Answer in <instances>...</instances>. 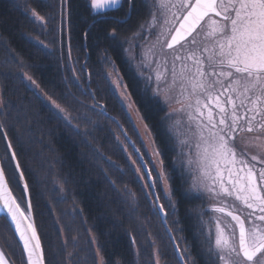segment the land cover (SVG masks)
<instances>
[{
  "label": "trees",
  "instance_id": "obj_1",
  "mask_svg": "<svg viewBox=\"0 0 264 264\" xmlns=\"http://www.w3.org/2000/svg\"><path fill=\"white\" fill-rule=\"evenodd\" d=\"M133 2L130 8L122 0L107 16L99 17L90 12L88 0H0V122L6 125L26 175L47 264H96L93 249L97 252V247L102 249L105 264H155L154 247L162 264H179L153 207L152 192L145 187L146 179L139 182L127 155L136 167L140 164L109 115L121 123L148 164L160 203L169 212L167 225L176 244L188 248L196 264H208L195 227L197 197L187 194L184 174L174 167L173 145L162 119L165 107L147 94L123 58L121 38L134 32L146 15L144 1ZM33 9L45 23L30 16ZM21 60L40 91L68 108L71 124L54 115L26 83L19 69ZM111 62L161 153L176 203L174 214L167 208L156 173L108 81ZM99 103L105 105L106 113ZM6 153L1 137L0 158ZM4 166L13 193L23 200L14 167L7 162ZM10 231L0 219V237L5 236L6 241L14 238ZM12 246L5 250L21 264L22 251L18 244Z\"/></svg>",
  "mask_w": 264,
  "mask_h": 264
},
{
  "label": "snow or ice",
  "instance_id": "obj_2",
  "mask_svg": "<svg viewBox=\"0 0 264 264\" xmlns=\"http://www.w3.org/2000/svg\"><path fill=\"white\" fill-rule=\"evenodd\" d=\"M127 3L134 7L133 0ZM88 5L94 16L105 17L121 0H88ZM148 9V19L131 37L150 40L155 33L154 40L141 45L139 75L145 89L151 88L152 96L170 108L162 119L170 122L168 132L176 160L192 178L189 191L211 193L216 201L213 210L230 217V221L213 217L215 237L209 232L203 250L207 262L264 264V0H148ZM32 16L46 22L35 9ZM24 67L21 60L23 78L39 89ZM113 83L119 88L121 78L117 75ZM123 88L121 95L128 99L127 86ZM41 92L50 111L71 124L68 108L43 89ZM174 103L180 107L173 108ZM98 106L105 109L102 103ZM0 137L7 143V153L0 158V219L10 226L9 236L14 237L0 241V264H16L11 258L14 254L5 250L6 244L22 248L21 264H47L30 199L25 206L7 179L5 162L14 165L23 195L29 196L25 172L3 122ZM154 155L161 153L156 150ZM144 168L146 164L136 168L141 179H145ZM147 179L152 180L151 171ZM157 180L164 186L167 208L174 214L176 203L162 160ZM145 187L155 191L157 182ZM150 198L167 223L169 212L160 196ZM92 242L96 244L95 238ZM175 250L182 264H196L188 248L177 243ZM96 255L98 264H105L100 247Z\"/></svg>",
  "mask_w": 264,
  "mask_h": 264
},
{
  "label": "rangeland",
  "instance_id": "obj_3",
  "mask_svg": "<svg viewBox=\"0 0 264 264\" xmlns=\"http://www.w3.org/2000/svg\"><path fill=\"white\" fill-rule=\"evenodd\" d=\"M143 1L146 5V15L143 18V20L141 21L142 23L145 22L149 17L148 0H143ZM30 16L33 17L31 14H30ZM139 29H140V24L137 26V28L135 29L134 32L130 33V35H128L126 37H122L120 40V44H121V47L123 50V58L127 61V63L131 66V68L136 73V75L139 77L140 82L143 84V87L145 89V86H144L145 82L139 75V72L141 71V69L138 67L140 58L143 55V49L141 48V45H145L146 43H149L150 40H154L155 39V33L152 34V36L150 37V40H145L143 38H137L135 40H132L131 37H132L133 33H139ZM145 35H147V33H145ZM126 49H128V51H125ZM133 56H135L136 59H132ZM113 68L115 69V71H113ZM144 72H145V75L148 74L147 69H144ZM106 75H107L108 81L111 85V88L116 93L120 103L122 104L123 108L125 109V111L127 113V116L129 117V119L132 123L134 130L137 133L139 140L142 143V146L144 148L145 154L147 155L149 163H151V165H152V167L156 173V176L158 177L161 160L159 157L154 155V152L157 150V148L155 146V143H153L154 141L152 139V136H151V133H150L148 127L145 128L144 121H141L138 110L136 109L135 105L133 104V101L130 97L128 90L125 94L128 97V99H124L122 97L121 93L124 91L123 86L125 84L123 82L121 74L119 73L117 67L115 66V64L113 62H111ZM117 75L121 78V86L119 88H117L116 85L113 83V81L117 78ZM25 81L32 89L37 91L40 94V96L43 98V93L40 91V89H38L34 85H32L31 82H29L27 80H25ZM145 90H146L147 94L152 96L151 88H148ZM155 98L165 107V114L170 111L169 106L165 105L158 97H155ZM129 104H131L132 107H129ZM172 107L173 108H179L180 105L174 103L172 105ZM173 119H176V117H173ZM169 123H170L169 121L165 120L164 125H165L166 131L168 133V136H169V132H168ZM149 133H150V135H149ZM0 139H1V137H0ZM117 140H119V143L122 144V141L120 139H117ZM171 142H172V140H171ZM172 145H173V142H172ZM174 155H175V157L173 159L174 167L176 166L177 169H179L184 174V179H185V182L187 183V189H186L187 194L190 196L197 197V203H196L197 209L194 211V213L196 215L195 227H196L197 232H198V234H199V236L203 242L204 247L206 248L207 247L206 240H207V237L209 235V232H211L213 239L215 237L216 220L213 219V217L219 218L223 221H230V220L228 217H223L221 213L215 212L213 210V206H214V204H216V201L212 198L211 193L205 192L203 194H198V193L189 191V188H190V185L192 182V178L188 174V172L181 166V163L178 160H176V157H177L176 151H174ZM127 158L129 160V162L131 163L134 171L136 172L137 167L134 165V162L131 161V157L129 155H127ZM136 175H137L139 182L141 184H143V179L140 178V174H137V172H136ZM159 185H160L162 193L164 195V186L160 183H159ZM59 190L61 192V189H59ZM164 198L167 202V198L165 197V195H164ZM201 213L203 214L202 215L203 222L201 221ZM0 241H6L5 236H3L2 238L0 237ZM181 247L185 248V246L182 244H181ZM8 248H13L12 244L10 247L6 244L5 249L9 250ZM93 252L95 255L96 264H98L99 257L96 255L97 252L95 251V249H93ZM16 257H18V255ZM153 257H154V263L155 264H162L161 261L159 260V255H158V251H157L156 247L153 248Z\"/></svg>",
  "mask_w": 264,
  "mask_h": 264
},
{
  "label": "water",
  "instance_id": "obj_4",
  "mask_svg": "<svg viewBox=\"0 0 264 264\" xmlns=\"http://www.w3.org/2000/svg\"><path fill=\"white\" fill-rule=\"evenodd\" d=\"M101 111L104 112V109H103V110L101 109ZM109 116H110V117H111V118L117 123V125H118L120 131L122 132L123 136H124L125 139L127 140L128 144L131 146L132 150L134 151V153H135V155H136V157H137V159H138V161H139V163H140V166L145 165L146 162H145V160H144V158H143L141 152H140V151H137V149H138L137 146L134 144V142L131 140V138L127 135V133L125 132V130H124V128L122 127L121 123H120L116 118H114L113 116H111V115H109ZM5 143H6V142H5ZM6 146H7V143H6ZM9 155H10V154H9ZM141 158H142V159H141ZM146 165H147V164H146ZM13 167H14V165H13ZM142 170H143V172H144V174H145V178H146V181H147L148 185H150L151 183H153V182H154V181H153V177H152V180H148V179H147V172L150 171L149 168H148V165H147V168H144V169H142ZM17 176H18V179H19V174H17ZM20 187H21V190H22V193H23V185L20 184ZM152 195H153V197L156 196V195H157V194H156V191H152ZM23 197H24V195H23ZM28 200H29V196H28V197H24L25 206H26V203H27ZM156 209H157V211H158V206L156 207ZM158 214H159V217H160L161 223H162V225H163V227H164V229H165V231H166L167 235L169 236V239H170V241H171V243H172V246H173V249H174V252H175L176 258H177L179 264H182V261H180V259H179V253H177L176 250H175L176 245H177L176 242H175V239H174V237H173L171 231H169V227H168L167 223H165V217H164V214H163V213H160L159 211H158ZM9 227H10V226H9ZM19 247H20V246H19ZM20 249H21V251H22V248H21V247H20Z\"/></svg>",
  "mask_w": 264,
  "mask_h": 264
}]
</instances>
